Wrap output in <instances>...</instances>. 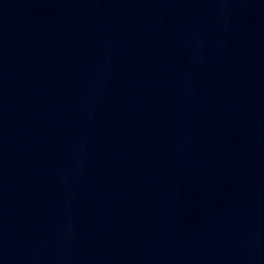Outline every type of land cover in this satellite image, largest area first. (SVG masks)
I'll use <instances>...</instances> for the list:
<instances>
[{
    "label": "water",
    "instance_id": "water-1",
    "mask_svg": "<svg viewBox=\"0 0 264 264\" xmlns=\"http://www.w3.org/2000/svg\"><path fill=\"white\" fill-rule=\"evenodd\" d=\"M0 264H264V0H0Z\"/></svg>",
    "mask_w": 264,
    "mask_h": 264
}]
</instances>
